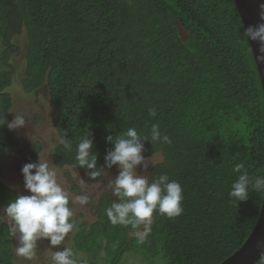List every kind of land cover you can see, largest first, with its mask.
Wrapping results in <instances>:
<instances>
[{"label":"trees","instance_id":"trees-1","mask_svg":"<svg viewBox=\"0 0 264 264\" xmlns=\"http://www.w3.org/2000/svg\"><path fill=\"white\" fill-rule=\"evenodd\" d=\"M178 25L189 36L186 43ZM243 31L233 0H0V114L13 107L11 59L20 53L13 41L25 35L22 85L28 94L49 90L61 139L53 156L58 169L87 176L75 161L86 130L94 133L98 167L112 147L106 137L129 127L148 134L158 124L172 141H145L143 154L162 155L149 181L161 174L178 181L183 213L168 218L154 212L141 243L130 239V225L110 223L105 210L117 198L105 195L95 211L98 221L80 225L74 238L76 261L86 254L85 264H121L131 251H150L164 264H222L243 247L264 202V193L250 192L240 203L229 196L239 175L235 163L250 176H264V95ZM0 132L1 153L19 149L12 131L3 126ZM42 152L38 144L30 163ZM17 196L0 181V208ZM0 264H15L13 236L3 223Z\"/></svg>","mask_w":264,"mask_h":264},{"label":"clouds","instance_id":"clouds-1","mask_svg":"<svg viewBox=\"0 0 264 264\" xmlns=\"http://www.w3.org/2000/svg\"><path fill=\"white\" fill-rule=\"evenodd\" d=\"M259 15L262 22L244 28L243 36L258 44V51L262 54L260 58L264 59V4L260 6ZM149 114L152 117L157 115L154 108L149 110ZM5 125L9 130L27 126L25 118L16 114L10 122L0 118V127ZM145 141H150L153 146L156 143H172L170 137L161 132L158 124H153L148 134L129 127L115 137H106V142L112 147L104 156L105 165L98 167L99 155L93 151L94 133L86 130L79 139L75 155L77 165L85 170L91 180L103 175L105 168L118 169V174L109 182L112 194L117 199L105 212L112 225H130L141 243L151 233L154 212L175 218L184 211L183 189L178 181L161 174L150 182L145 174L137 171L142 166L147 173L149 166L153 165L154 155L146 158L143 154ZM62 143L65 149L72 150L68 139H63ZM39 157L37 163H27L22 167L24 189L31 195H18L0 209V213L10 220L9 233L18 241L15 254L29 260L35 255L38 241L47 240L50 249H60L74 229V213L69 196L58 183L57 174L50 164ZM232 170L239 174L229 191V196L235 201L240 203L248 200L250 192L264 193V176H250L243 163H235ZM71 203L86 205L89 196L77 195ZM141 226L143 229L139 230ZM73 256L70 248L63 247L52 253L51 261L52 264H77Z\"/></svg>","mask_w":264,"mask_h":264},{"label":"rangeland","instance_id":"rangeland-1","mask_svg":"<svg viewBox=\"0 0 264 264\" xmlns=\"http://www.w3.org/2000/svg\"><path fill=\"white\" fill-rule=\"evenodd\" d=\"M13 44L20 49L19 54L12 55L11 64L15 69L14 81L11 88L8 90L12 97L13 107L10 112L3 115L7 121H12L16 115H21L25 118L27 126L17 130H10L14 133L16 139L20 143L17 150H7L0 152V181L15 191L18 195H31L24 189V177L22 175V167L30 163L31 155L38 144L42 145L43 152L41 159L47 161L50 167L57 174V181L66 191L70 202L77 195H88L89 203L86 205L72 204L74 229L65 238V241L60 246L68 247L74 251V238L80 231V225L87 224L91 226L98 221V215L95 213L100 200L105 195H110L115 198L109 187V182L118 174V169L115 167L112 171L106 170L101 177L95 180L89 179L76 168L58 169L54 165L53 156L56 147L61 144V139L57 130L54 128L53 121L56 118V109L50 100V94L47 87L36 92L28 94L25 92L22 81L26 70V50L27 38L25 35L14 39ZM3 42L0 40V56L3 52ZM0 65V72L3 71ZM6 126V125H5ZM7 127V126H6ZM5 140L0 132V144H4ZM164 162L162 155H154L152 164L145 173L143 167H139L137 171L140 174H145L150 179L151 171L158 165ZM3 209V208H0ZM154 219L152 217V224ZM0 223L9 226L10 220L5 215L0 213ZM151 224V225H152ZM143 226L139 230H142ZM136 237L132 235L130 239ZM14 242V263L15 264H52L51 255L54 251L60 249H50V243L47 240L37 242L34 250L35 255L32 259L19 257L15 254V248L18 241L13 237ZM148 251L147 255L131 251L127 253L121 264H162V259L155 252ZM103 252L100 257H104ZM88 260L86 254L78 255V264H85ZM164 264V263H163Z\"/></svg>","mask_w":264,"mask_h":264},{"label":"water","instance_id":"water-1","mask_svg":"<svg viewBox=\"0 0 264 264\" xmlns=\"http://www.w3.org/2000/svg\"><path fill=\"white\" fill-rule=\"evenodd\" d=\"M244 28L262 22L260 20V6L264 0H233ZM179 36L184 43L189 36L178 25ZM254 61L261 80L264 95V59L258 51V44L249 40ZM264 257V202L257 225L243 247L222 264H258Z\"/></svg>","mask_w":264,"mask_h":264}]
</instances>
